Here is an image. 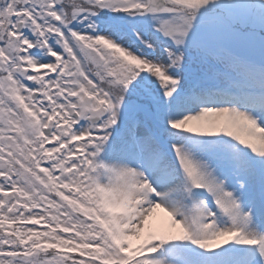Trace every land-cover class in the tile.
<instances>
[{
  "label": "snow or ice",
  "instance_id": "1",
  "mask_svg": "<svg viewBox=\"0 0 264 264\" xmlns=\"http://www.w3.org/2000/svg\"><path fill=\"white\" fill-rule=\"evenodd\" d=\"M0 264H264V0H0Z\"/></svg>",
  "mask_w": 264,
  "mask_h": 264
}]
</instances>
